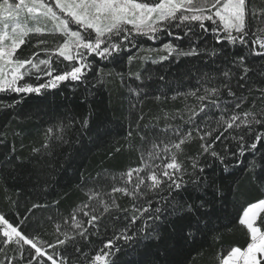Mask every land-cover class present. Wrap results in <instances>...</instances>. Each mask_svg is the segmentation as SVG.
Instances as JSON below:
<instances>
[{
    "label": "snow or ice",
    "instance_id": "6c2138e0",
    "mask_svg": "<svg viewBox=\"0 0 264 264\" xmlns=\"http://www.w3.org/2000/svg\"><path fill=\"white\" fill-rule=\"evenodd\" d=\"M30 34L44 38L34 45L39 51L24 58L18 50ZM165 38L158 47L145 44ZM118 64L122 68L115 75L136 98L130 99L136 116L127 136L135 133L143 142L141 166L120 173L104 170L91 179L82 175L79 187L86 199L69 216L41 215L39 210L49 207L38 198L41 181L47 184L64 155L60 150L75 148L87 133L91 112L81 118L69 109L49 122L28 159L8 145L9 131L14 139L22 133L5 120L0 180L17 178L30 166L37 199L29 196L21 213V190L14 189L17 199L9 197L16 219L0 213V264H138L132 257L142 255L149 242L163 240L165 227L175 230L177 219L190 225L183 240L194 239L202 214L221 195L217 188L213 199L207 198L215 186L207 169L219 165L231 175L243 165L242 171L264 188V0H0L3 116L15 118L26 97L45 96L61 84L73 93L83 86L80 102L87 103L91 89L113 75L106 69ZM149 64H176L184 71L174 85ZM130 80L137 85H129ZM149 81L163 82L155 94ZM11 94L15 98L5 101ZM147 99L180 100L182 107L161 108L162 115L141 124ZM117 193L129 198L130 206L120 205ZM49 224L55 241L40 238ZM238 224L249 243L232 247L222 258L218 254L219 264H264V198L249 203ZM188 264H195V257Z\"/></svg>",
    "mask_w": 264,
    "mask_h": 264
},
{
    "label": "trees",
    "instance_id": "16d2710c",
    "mask_svg": "<svg viewBox=\"0 0 264 264\" xmlns=\"http://www.w3.org/2000/svg\"><path fill=\"white\" fill-rule=\"evenodd\" d=\"M39 38L44 37L30 34V37L26 38L28 42L18 50V55L27 58L39 51V48L34 46ZM47 38L51 39V37ZM167 39L155 43L145 41V44L158 47ZM206 39L210 45L214 44L211 36ZM237 51L240 50L237 49ZM165 63L167 64V62ZM190 66L188 65V67ZM148 67L158 69L159 73L165 74L169 80L173 81L174 85L178 72L184 71V67L176 64L168 65L167 68L151 64ZM121 68L122 66L118 64L110 65L106 69V71H112L113 75L105 76L103 85L97 84L96 88L91 89L92 94L88 97L87 103L80 102L83 86L73 93L70 86L65 87L64 84H61L58 89L48 92L45 96L38 97L32 94L26 97L24 102L17 106L16 113H14L15 118L0 114V126L4 125L5 120H8L10 129L22 133V137L14 139L9 131L8 145L14 144L17 149L16 154L28 159L31 148L40 146L44 129L49 122L60 117L69 109L81 118L91 112L90 127L87 133L82 136L75 148L60 150L64 152V155L58 158L54 168L50 170L51 174L47 176V184L41 181L38 198L49 207L39 210V214L69 216L72 209L86 199L79 187L82 175L85 179H91L104 170L120 173L126 172L128 168L141 166L139 149L143 142L135 133L131 138L127 136L130 130L129 121L136 116V112L130 110V99L135 101L136 98L130 95L127 87L115 75ZM155 75L156 73H154ZM127 83L133 87L137 85V82L131 80ZM161 83L163 82H148L153 94L156 92L157 85ZM14 98V94L4 96L5 101ZM190 102L192 101L190 100ZM177 107H182L180 100L155 101L147 99L142 105L145 121H142L141 124L157 114L162 115L161 108L164 111H170ZM244 107L247 108L249 105ZM21 139L23 147H21ZM130 144L131 147H129ZM117 148H120L119 152L116 151ZM242 169L243 165L241 168L235 169L231 175L223 172L219 165L207 169L210 179L215 182L214 188L209 189L207 198L213 199L212 192L217 188L221 195L215 199L211 211L202 214L204 219L192 241L186 243L182 238L183 230L190 226L189 222L177 219L175 230L168 227L162 229L164 239L160 242H149L148 248L143 250V254H136L132 259L138 264L146 261H151L152 264H188L195 257V264H219L218 254L222 258L232 247H246L249 237L246 229L238 224V219L249 203L264 198V188L251 179V173H245ZM36 183V175L30 166L17 178L8 179L6 182L0 180V213L5 214L6 218L10 220H15L17 209L12 206L9 197L11 200L17 199L14 189L21 190L19 211L23 213L24 201L28 200L29 196L32 200L37 199L36 193L33 192ZM101 183L110 185L111 181L101 180ZM5 187L8 189L7 192L4 190ZM115 195L120 205L130 206L129 198L123 197L119 193ZM40 238L45 241H55L54 226L49 224L46 229L41 230Z\"/></svg>",
    "mask_w": 264,
    "mask_h": 264
}]
</instances>
